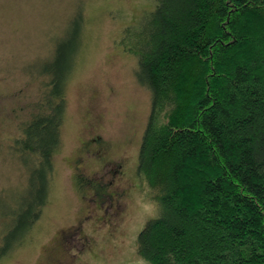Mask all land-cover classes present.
Segmentation results:
<instances>
[{
  "label": "trees",
  "instance_id": "16d2710c",
  "mask_svg": "<svg viewBox=\"0 0 264 264\" xmlns=\"http://www.w3.org/2000/svg\"><path fill=\"white\" fill-rule=\"evenodd\" d=\"M154 1L122 39L151 94L138 172L158 213L137 254L144 264H264V0ZM80 16L41 70L46 92L16 141L28 179L0 198V259L49 201Z\"/></svg>",
  "mask_w": 264,
  "mask_h": 264
},
{
  "label": "rangeland",
  "instance_id": "374dc122",
  "mask_svg": "<svg viewBox=\"0 0 264 264\" xmlns=\"http://www.w3.org/2000/svg\"><path fill=\"white\" fill-rule=\"evenodd\" d=\"M154 5L0 0V198L27 185L16 141L46 92L49 79L41 70L71 35L78 13L82 26L48 204L0 264H144L137 237L158 213L138 172L151 94L138 82L137 59L122 39ZM3 228L0 221V245Z\"/></svg>",
  "mask_w": 264,
  "mask_h": 264
}]
</instances>
